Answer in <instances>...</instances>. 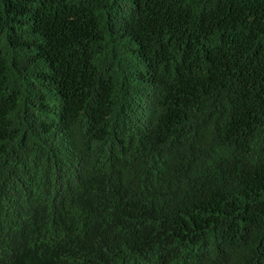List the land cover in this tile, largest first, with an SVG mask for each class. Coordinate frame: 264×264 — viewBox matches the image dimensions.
I'll return each instance as SVG.
<instances>
[{
  "label": "trees",
  "instance_id": "16d2710c",
  "mask_svg": "<svg viewBox=\"0 0 264 264\" xmlns=\"http://www.w3.org/2000/svg\"><path fill=\"white\" fill-rule=\"evenodd\" d=\"M0 264H264V0H0Z\"/></svg>",
  "mask_w": 264,
  "mask_h": 264
}]
</instances>
